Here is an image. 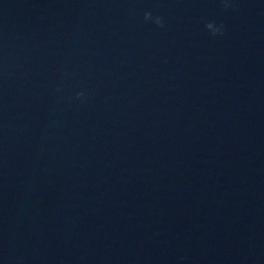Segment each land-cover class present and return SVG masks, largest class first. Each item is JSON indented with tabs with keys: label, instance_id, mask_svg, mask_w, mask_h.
<instances>
[{
	"label": "water",
	"instance_id": "1",
	"mask_svg": "<svg viewBox=\"0 0 264 264\" xmlns=\"http://www.w3.org/2000/svg\"><path fill=\"white\" fill-rule=\"evenodd\" d=\"M227 3L0 0V264H264V0Z\"/></svg>",
	"mask_w": 264,
	"mask_h": 264
},
{
	"label": "clouds",
	"instance_id": "2",
	"mask_svg": "<svg viewBox=\"0 0 264 264\" xmlns=\"http://www.w3.org/2000/svg\"><path fill=\"white\" fill-rule=\"evenodd\" d=\"M222 2H223V6L226 9L231 6V5H229L227 3V0H222ZM144 20L146 22H154L158 27H161V28L164 27L163 18L160 17V16H156L154 18L151 12H146L144 14ZM223 28H224V26L222 24L217 26L215 22H209V23L206 24V29L213 36H217V35H221L222 36L224 34ZM83 97H84V93L83 92L77 93V97H76L77 99H82Z\"/></svg>",
	"mask_w": 264,
	"mask_h": 264
}]
</instances>
